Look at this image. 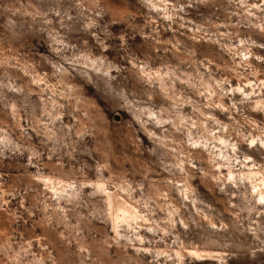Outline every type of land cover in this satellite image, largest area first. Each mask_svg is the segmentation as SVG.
Instances as JSON below:
<instances>
[{
	"label": "rangeland",
	"instance_id": "rangeland-1",
	"mask_svg": "<svg viewBox=\"0 0 264 264\" xmlns=\"http://www.w3.org/2000/svg\"><path fill=\"white\" fill-rule=\"evenodd\" d=\"M262 191L264 0H0V264H264Z\"/></svg>",
	"mask_w": 264,
	"mask_h": 264
},
{
	"label": "bare ground",
	"instance_id": "bare-ground-1",
	"mask_svg": "<svg viewBox=\"0 0 264 264\" xmlns=\"http://www.w3.org/2000/svg\"><path fill=\"white\" fill-rule=\"evenodd\" d=\"M230 174H231V172H230ZM233 174V173H232ZM251 174H253V172H251ZM232 176V175H231ZM259 197H260V199L264 202V193H263V191L262 192H259Z\"/></svg>",
	"mask_w": 264,
	"mask_h": 264
},
{
	"label": "water",
	"instance_id": "water-1",
	"mask_svg": "<svg viewBox=\"0 0 264 264\" xmlns=\"http://www.w3.org/2000/svg\"><path fill=\"white\" fill-rule=\"evenodd\" d=\"M114 120H115V121H119V120H120V117H119L118 115H115V116H114Z\"/></svg>",
	"mask_w": 264,
	"mask_h": 264
}]
</instances>
